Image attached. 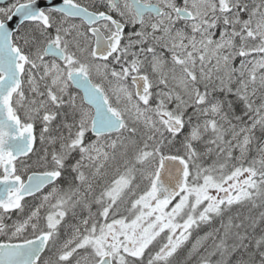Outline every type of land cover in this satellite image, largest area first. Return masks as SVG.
<instances>
[{"label": "snow or ice", "instance_id": "obj_1", "mask_svg": "<svg viewBox=\"0 0 264 264\" xmlns=\"http://www.w3.org/2000/svg\"><path fill=\"white\" fill-rule=\"evenodd\" d=\"M0 264H264V0H0Z\"/></svg>", "mask_w": 264, "mask_h": 264}]
</instances>
